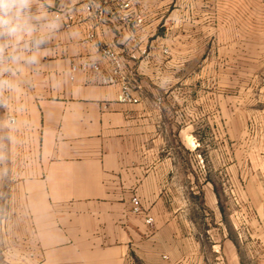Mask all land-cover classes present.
Masks as SVG:
<instances>
[{"label":"crops","instance_id":"1","mask_svg":"<svg viewBox=\"0 0 264 264\" xmlns=\"http://www.w3.org/2000/svg\"><path fill=\"white\" fill-rule=\"evenodd\" d=\"M89 1L28 0L24 29L0 34V111L11 128L0 144L26 160L21 170H0L6 257L14 264H244L224 228L200 234L183 214L181 191L198 185L199 123L213 120H200L192 99L183 102L177 80L197 55L198 33L213 39L241 30L232 18L247 1L139 0L145 23L135 30L104 6L106 21L95 32L133 71L137 103L118 101L119 85L102 82L105 70L71 69L83 59L105 65L86 40L95 23ZM60 11L78 21L56 17ZM240 38L217 44L238 46Z\"/></svg>","mask_w":264,"mask_h":264},{"label":"rangeland","instance_id":"2","mask_svg":"<svg viewBox=\"0 0 264 264\" xmlns=\"http://www.w3.org/2000/svg\"><path fill=\"white\" fill-rule=\"evenodd\" d=\"M246 1L245 12L232 18L242 29L216 32L213 39L199 32L197 55L177 80L183 102L192 99L200 120L206 114L213 120L208 127L199 123L198 185L179 197L200 234L221 226L244 264H264V0ZM236 35L241 45L218 46L217 40ZM1 111L0 137L7 138L11 128ZM25 161L11 144H0V170H21ZM3 230L0 221V264H14L5 255Z\"/></svg>","mask_w":264,"mask_h":264},{"label":"built area","instance_id":"3","mask_svg":"<svg viewBox=\"0 0 264 264\" xmlns=\"http://www.w3.org/2000/svg\"><path fill=\"white\" fill-rule=\"evenodd\" d=\"M139 0H90L86 4V12L88 16L95 19L94 24L88 26L86 33V40L93 44L101 57L105 60V65L96 60L83 59L79 64L73 63L72 71L77 69L103 71L106 73L102 76V82L106 84H118L119 92L117 99L123 103H137L140 102V94L137 93L133 85V71L126 64L122 53L117 50L110 43L106 42L102 37H99L96 32V25L103 24L106 21L104 6H113L120 12V19L125 21L130 28L135 30L145 23V14L139 9ZM64 15V16H63ZM64 17L68 23L78 21L74 15L68 12H57L56 17ZM143 54H147V49H142ZM167 53V49H164ZM10 122L15 123L16 119L11 116ZM133 210L135 212L142 211V204L138 196L132 197ZM146 223L150 226L154 225V218L147 215Z\"/></svg>","mask_w":264,"mask_h":264},{"label":"clouds","instance_id":"4","mask_svg":"<svg viewBox=\"0 0 264 264\" xmlns=\"http://www.w3.org/2000/svg\"><path fill=\"white\" fill-rule=\"evenodd\" d=\"M28 0H0V34L15 35L24 29L22 20Z\"/></svg>","mask_w":264,"mask_h":264}]
</instances>
